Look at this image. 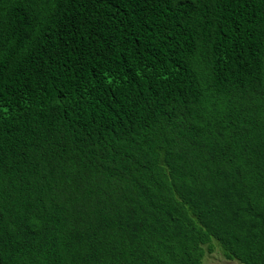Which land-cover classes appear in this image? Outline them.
<instances>
[{"label": "trees", "instance_id": "16d2710c", "mask_svg": "<svg viewBox=\"0 0 264 264\" xmlns=\"http://www.w3.org/2000/svg\"><path fill=\"white\" fill-rule=\"evenodd\" d=\"M264 264V0H0V264Z\"/></svg>", "mask_w": 264, "mask_h": 264}, {"label": "rangeland", "instance_id": "374dc122", "mask_svg": "<svg viewBox=\"0 0 264 264\" xmlns=\"http://www.w3.org/2000/svg\"><path fill=\"white\" fill-rule=\"evenodd\" d=\"M206 264H241L238 261H229L225 259L222 253L217 250L212 254H208L205 259Z\"/></svg>", "mask_w": 264, "mask_h": 264}, {"label": "snow or ice", "instance_id": "6c2138e0", "mask_svg": "<svg viewBox=\"0 0 264 264\" xmlns=\"http://www.w3.org/2000/svg\"><path fill=\"white\" fill-rule=\"evenodd\" d=\"M47 2H49V3H50V2H51V0H47ZM97 2H100V0H97Z\"/></svg>", "mask_w": 264, "mask_h": 264}]
</instances>
